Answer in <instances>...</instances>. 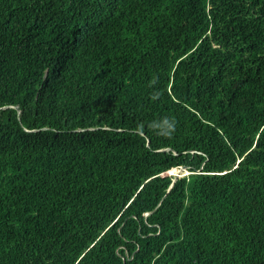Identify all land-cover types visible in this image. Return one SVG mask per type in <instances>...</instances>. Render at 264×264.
Listing matches in <instances>:
<instances>
[{
	"label": "trees",
	"instance_id": "16d2710c",
	"mask_svg": "<svg viewBox=\"0 0 264 264\" xmlns=\"http://www.w3.org/2000/svg\"><path fill=\"white\" fill-rule=\"evenodd\" d=\"M0 264H264V0H0Z\"/></svg>",
	"mask_w": 264,
	"mask_h": 264
},
{
	"label": "rangeland",
	"instance_id": "374dc122",
	"mask_svg": "<svg viewBox=\"0 0 264 264\" xmlns=\"http://www.w3.org/2000/svg\"><path fill=\"white\" fill-rule=\"evenodd\" d=\"M186 172L184 171V169H173L171 171H169L168 173H166L165 175H170L174 178H178L181 177L182 175H185Z\"/></svg>",
	"mask_w": 264,
	"mask_h": 264
},
{
	"label": "water",
	"instance_id": "95a60500",
	"mask_svg": "<svg viewBox=\"0 0 264 264\" xmlns=\"http://www.w3.org/2000/svg\"><path fill=\"white\" fill-rule=\"evenodd\" d=\"M183 169V168H182ZM175 180H176V178H174V181L173 182H175Z\"/></svg>",
	"mask_w": 264,
	"mask_h": 264
},
{
	"label": "clouds",
	"instance_id": "9594fccd",
	"mask_svg": "<svg viewBox=\"0 0 264 264\" xmlns=\"http://www.w3.org/2000/svg\"><path fill=\"white\" fill-rule=\"evenodd\" d=\"M180 169H182V168H180ZM184 169V171H185V168H183ZM186 172V171H185Z\"/></svg>",
	"mask_w": 264,
	"mask_h": 264
}]
</instances>
